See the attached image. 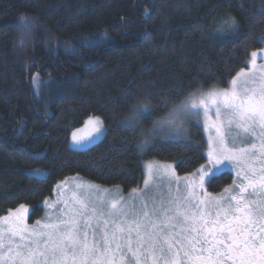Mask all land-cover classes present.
Returning <instances> with one entry per match:
<instances>
[{
    "label": "trees",
    "instance_id": "obj_1",
    "mask_svg": "<svg viewBox=\"0 0 264 264\" xmlns=\"http://www.w3.org/2000/svg\"><path fill=\"white\" fill-rule=\"evenodd\" d=\"M21 12L37 18L24 48L14 46ZM225 15L238 27L220 33ZM261 36L264 0H0V216L28 204L35 221L57 183L73 175L127 193L142 184L145 158L179 162L180 174L205 165L203 132L183 142L155 139L142 154L139 130L117 122L146 92L178 90L183 98L201 84L226 87L264 47ZM92 116L103 118L104 138L73 148L72 132ZM233 179L224 171L209 187Z\"/></svg>",
    "mask_w": 264,
    "mask_h": 264
},
{
    "label": "snow or ice",
    "instance_id": "obj_2",
    "mask_svg": "<svg viewBox=\"0 0 264 264\" xmlns=\"http://www.w3.org/2000/svg\"><path fill=\"white\" fill-rule=\"evenodd\" d=\"M36 19L18 18L14 46L28 45ZM220 19V33L238 27L231 15ZM257 40L264 44V36ZM258 59L264 60V47L248 54L227 87L201 84L183 98L178 90L146 92L117 122L121 130H139L142 154L156 137L183 142L189 126L207 131V163L195 173L178 176L179 162L148 163L143 189L128 199L100 190L94 197L93 185L74 183L67 199L44 201L42 207L55 211L33 228L25 223L26 205L9 210L0 216V264H264V63ZM32 79L39 83L38 74ZM153 95L160 99L154 102ZM86 123L88 135L73 132V144L106 134L100 117ZM224 170L234 171L235 179L213 195L206 185Z\"/></svg>",
    "mask_w": 264,
    "mask_h": 264
},
{
    "label": "rangeland",
    "instance_id": "obj_3",
    "mask_svg": "<svg viewBox=\"0 0 264 264\" xmlns=\"http://www.w3.org/2000/svg\"><path fill=\"white\" fill-rule=\"evenodd\" d=\"M258 49H256V50H258ZM257 63L258 64L259 63H264V60L258 59L257 60ZM221 88H223V87H221ZM92 117H97V116H92ZM98 117H100V119L104 123L103 118L101 116H98ZM88 119H86L85 122L80 127L76 128L73 132H76L77 135H85V136H87L88 135V131H89V127H90L86 123ZM104 126H105V124H104ZM148 126H150V125H148ZM188 132H189V137L190 138L193 137L195 134H198L199 132H201V133L203 132L204 139H205V141L207 140V137H208V132L207 131H200L195 126H189ZM104 136L105 135L99 136V137L93 139L92 143H90V144H83V145H75V144L72 143V140H71V146L73 148H75V149H86V148H89L92 145L96 144L97 142H99L101 139L104 138ZM71 137H72V135H71ZM155 139H161V138L156 137ZM148 147L144 149L143 153H145L147 151ZM148 163H160V164H163V163H172V164L175 165V162H172V161L159 160L157 158H145L144 161H143V165H144V179H148L147 167H146ZM175 171H176V174L178 176L184 177L187 174L195 173L197 170H195L194 172L186 173V174H180V173H178V171H177L176 168H175ZM224 171H230V172H232L234 174V179H235V172L234 171H231V170H224ZM30 174L33 175V176L43 177L44 178V177L47 176L48 171L46 169H33V170L30 171ZM66 180L69 181V184L66 185L65 188H62V189H59L58 190L57 187H55L52 196H49L46 199L47 200H50V201H55L57 199H67L70 196V194H71L69 191H67V189L70 188V187H72L74 183H83V184H86V185H88V184L93 185L94 186V189H93V195H94V197H95V194H96V190H100L99 191V195H101V196H107L108 198L115 197V198H118V199L119 198L128 199V198H130L132 196L134 189H138V188L143 189V187H144V184L142 182V184L140 186H138V187H136V188H134V189H132V190H130L129 192L126 193V192H123L122 189L120 187H118V186H103V185H99L97 183H94V182H91V181H89L87 179L82 178L80 175H73V176H70V177H65L64 179H61L57 183V185L60 184L63 181H66ZM229 185H231V184H229ZM219 194H213V195H219ZM44 201L41 203V205H43ZM23 205H26L29 208V210H30L29 213L26 214V216H25V223L27 224V226L29 228L36 227V221L44 222V217H45L46 213H51V212H54L55 211V209H48V208H45L44 207V213H43V215L40 218L36 219L35 221H31L30 220V215L32 213L33 207L31 205H28V204H23ZM17 208H15V209H17ZM15 209H11V210H15ZM8 214H9V211L7 213H5L4 215H1V216H6Z\"/></svg>",
    "mask_w": 264,
    "mask_h": 264
},
{
    "label": "flooded vegetation",
    "instance_id": "obj_4",
    "mask_svg": "<svg viewBox=\"0 0 264 264\" xmlns=\"http://www.w3.org/2000/svg\"><path fill=\"white\" fill-rule=\"evenodd\" d=\"M231 184H232V183H231ZM227 186H228V185H226L225 187H223V188H222L221 190H219V191H212V190L210 189L209 185H206L208 192H210L211 194H219V193H221L222 190H223L224 188H226Z\"/></svg>",
    "mask_w": 264,
    "mask_h": 264
},
{
    "label": "clouds",
    "instance_id": "obj_5",
    "mask_svg": "<svg viewBox=\"0 0 264 264\" xmlns=\"http://www.w3.org/2000/svg\"><path fill=\"white\" fill-rule=\"evenodd\" d=\"M21 15H29V14H27V13H24V12H21V13H19L18 14V18L21 16ZM35 23H37V22H35ZM16 41L18 40V33H17V35H16ZM124 118V117H123Z\"/></svg>",
    "mask_w": 264,
    "mask_h": 264
},
{
    "label": "bare ground",
    "instance_id": "obj_6",
    "mask_svg": "<svg viewBox=\"0 0 264 264\" xmlns=\"http://www.w3.org/2000/svg\"><path fill=\"white\" fill-rule=\"evenodd\" d=\"M149 13L146 14V18L148 17ZM48 122V119H46V123Z\"/></svg>",
    "mask_w": 264,
    "mask_h": 264
}]
</instances>
